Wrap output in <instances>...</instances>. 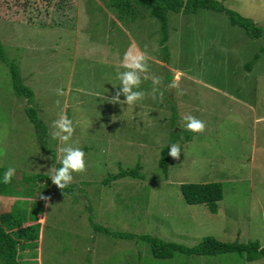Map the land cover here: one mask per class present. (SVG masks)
<instances>
[{
  "label": "rangeland",
  "instance_id": "obj_1",
  "mask_svg": "<svg viewBox=\"0 0 264 264\" xmlns=\"http://www.w3.org/2000/svg\"><path fill=\"white\" fill-rule=\"evenodd\" d=\"M218 1L253 19L262 36L233 25L225 11L170 10L163 44L161 22L139 3L124 15L112 0H0V178L16 169L10 194H0V219L9 233L29 229L20 235V264H264L237 252L158 258L148 242L117 235L264 246V0ZM130 51L150 57L162 96L111 102L117 65ZM17 67L32 102L15 93ZM151 88V80L140 86ZM27 107L46 124L55 162ZM61 113L72 119L69 143L86 163L63 190L48 171L63 147L51 135ZM188 114L204 131L185 129ZM173 138L180 157L170 156L165 172L159 161ZM137 165V176L114 177ZM191 182L223 184L217 213L187 203L181 184Z\"/></svg>",
  "mask_w": 264,
  "mask_h": 264
},
{
  "label": "trees",
  "instance_id": "obj_2",
  "mask_svg": "<svg viewBox=\"0 0 264 264\" xmlns=\"http://www.w3.org/2000/svg\"><path fill=\"white\" fill-rule=\"evenodd\" d=\"M136 3L144 6L150 10V14L157 18L163 28L164 41L168 39V11L172 10L178 13H190L196 12L201 8H209L217 11H225L230 18L233 25H239L243 27L247 34L251 37H260L263 34L262 28L251 18L246 17L227 8L218 0H112V4L117 10L125 13H130L131 9L136 7ZM3 44L0 39V53L2 52ZM264 52V48L262 49ZM258 56H256V59ZM255 61V60H254ZM252 61V65L254 63ZM14 74L12 78L14 79L13 84L15 88V93L18 97H26L30 102L34 99V92L31 88L27 87L20 80V74L18 73V67L13 69ZM26 112L31 120V122L40 130L39 139L41 141L42 148L44 151L51 154L53 161H56V153L48 148L47 146V126L42 121H40L37 116V111L32 107H27ZM179 131H177L178 133ZM176 133V131H175ZM173 133L174 137H177ZM176 139L173 138L169 145L163 149L160 166L167 172L169 168L170 156L168 155L170 151V145L175 144ZM57 167H61L60 163L56 164ZM139 165L131 171L123 170L116 174L114 177L116 179L126 176H137L139 171ZM3 168H0V174ZM181 191L187 203L189 204H205L212 213H217L219 210V202L224 198V187L221 182H207V183H182ZM7 184L3 182L0 178V194H10ZM0 204V209H2ZM27 218V217H21ZM28 219V218H27ZM29 233V229H22L19 232L9 233L6 227L3 226V222L0 219V264H20L19 262V252L22 247H25L20 240V235L24 236ZM25 234V235H24ZM31 235V234H30ZM117 235H123L125 238H138L148 242L152 247L153 254L158 258H169L173 257L177 251L187 255H219L225 253H240L246 258L247 261H254L260 258H264V246L260 245L259 241L251 242H239V241H221L215 237L208 236L205 237L200 243L193 246H187L185 244H180L171 241H165L158 237L151 235H135L132 233H120ZM19 236V237H18ZM30 244V243H29Z\"/></svg>",
  "mask_w": 264,
  "mask_h": 264
},
{
  "label": "clouds",
  "instance_id": "obj_3",
  "mask_svg": "<svg viewBox=\"0 0 264 264\" xmlns=\"http://www.w3.org/2000/svg\"><path fill=\"white\" fill-rule=\"evenodd\" d=\"M149 59L150 57L142 52L133 54L130 51L125 54L122 62L117 65V78L120 83L115 95L111 98L112 103L133 106L145 99L147 95H151L153 99L157 98V94L160 96L163 95L159 89L162 77L157 76L150 71ZM121 68H123L124 71H121ZM144 80H151L152 88L150 93L140 89ZM57 94L63 95V90L58 89ZM121 96L125 97V99L121 100ZM182 119L185 122V129L188 131L202 132L205 129V123L191 114L184 115ZM52 127L55 129V131L51 133L53 139L60 141L63 144V147L59 149L58 155L61 167H51L48 170L50 173L49 177L53 184L63 190L73 181L74 172L81 173L86 171L85 152L73 143H69L74 134L75 128L72 119H70L65 113H61L59 118L53 121ZM168 155L174 159H179V145L171 144ZM15 174V168H7L4 172L3 182L5 184H10ZM41 199L47 201L50 198L41 196Z\"/></svg>",
  "mask_w": 264,
  "mask_h": 264
},
{
  "label": "crops",
  "instance_id": "obj_4",
  "mask_svg": "<svg viewBox=\"0 0 264 264\" xmlns=\"http://www.w3.org/2000/svg\"><path fill=\"white\" fill-rule=\"evenodd\" d=\"M256 261V260H255ZM247 262H250V261H247Z\"/></svg>",
  "mask_w": 264,
  "mask_h": 264
}]
</instances>
